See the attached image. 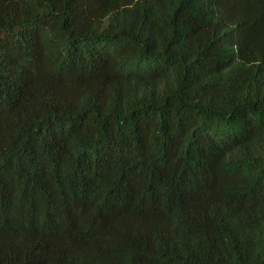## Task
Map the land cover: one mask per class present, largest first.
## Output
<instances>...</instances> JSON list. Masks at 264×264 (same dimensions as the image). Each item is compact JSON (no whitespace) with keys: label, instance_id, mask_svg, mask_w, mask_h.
<instances>
[{"label":"trees","instance_id":"obj_1","mask_svg":"<svg viewBox=\"0 0 264 264\" xmlns=\"http://www.w3.org/2000/svg\"><path fill=\"white\" fill-rule=\"evenodd\" d=\"M0 264H264V0H0Z\"/></svg>","mask_w":264,"mask_h":264}]
</instances>
